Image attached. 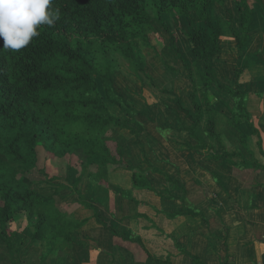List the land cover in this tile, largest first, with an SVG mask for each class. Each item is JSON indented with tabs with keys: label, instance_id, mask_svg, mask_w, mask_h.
Wrapping results in <instances>:
<instances>
[{
	"label": "trees",
	"instance_id": "obj_1",
	"mask_svg": "<svg viewBox=\"0 0 264 264\" xmlns=\"http://www.w3.org/2000/svg\"><path fill=\"white\" fill-rule=\"evenodd\" d=\"M258 1L253 0V3ZM215 2L230 10L226 0H53L51 7L59 8L60 19L51 27L40 26V35L33 38L27 47L12 51L4 48L0 40V122L7 131L2 135L0 130V151L7 158L0 160V181L6 177L5 185L0 184V239L5 243L12 262L16 259L11 241L19 234L13 226L24 217L30 222L34 217L32 227H25L26 231H30L32 240L40 242L51 227L64 225L68 232L63 235L58 248L75 242L76 237L72 232L80 231L79 228L88 219L72 220L62 209L58 195L67 190L77 195L75 200L92 214L97 225L122 241L137 243L154 264H173L170 260L173 250L177 251V255L187 257L190 264H205L178 246L163 229L168 220L178 215L202 214L190 205L181 180L159 169L148 157L141 137L145 125L136 117L151 120L148 104L141 110L135 109L116 86L113 76L117 68L116 59L103 55L96 58L93 52L112 46L131 70L145 71L146 62L135 43V35L128 31L125 24L131 19L147 22L155 18L168 33L171 49L186 69L185 79L190 84L189 105L171 88L161 89L171 95L173 105H165L175 114L178 127L167 123V120L164 123L155 121L157 131L165 138L171 131H184L188 139L181 143L186 149H205L211 152L212 158L232 166L238 164L233 160L238 157L239 164L245 167L264 169L258 161L247 160L240 152L229 151L215 132V118L209 102L213 88L233 100L231 105L226 99L231 105L230 124L239 127L248 122L252 134L257 137L259 148L262 146L259 131L247 110L250 90L242 88L240 81L243 72L251 68L252 54H247L245 44L255 9L249 0H234L237 16L234 26L231 27L229 22V27L239 56L233 80L225 85L215 77L212 65L214 57L220 52L222 29L219 20H213L211 10ZM169 7L176 9L177 15L187 21L189 30L183 34L189 41L194 58L191 64L177 47L174 31L164 21ZM151 13L154 17H151ZM166 68L169 71L177 70L168 64ZM198 95L206 101V108L202 107ZM108 103L117 105L124 115L115 113ZM204 110L208 119L201 133L209 141L198 133ZM32 126L35 129L31 138L27 139L25 132ZM110 127L129 131L139 147L141 164L133 165L125 160L119 141L113 138L116 146H109V139L98 136L100 132L110 130ZM42 134L51 143L65 141L68 145H75V150L81 152L82 159L85 158L81 163L86 161L90 168L87 172L90 181L94 185L115 186L117 192L114 193L135 204L136 211L131 217L136 220L139 231H151L152 235H148L147 239L137 231L127 235L105 221L99 209L79 189L82 170L77 171V186H74L70 175L65 179L51 177L40 168L36 145ZM63 135L67 136L63 138ZM213 143L220 151L215 149ZM13 162L22 169V176L30 178L29 181L17 179V173L9 176L10 170L13 171L10 165ZM148 171L161 175L166 184L161 187L160 183L153 182L147 175ZM112 173L125 179V183L110 182ZM167 201H178L176 210H165L163 206ZM163 239L171 244V249L163 245ZM154 247L161 250L155 253ZM46 257V254H41V261Z\"/></svg>",
	"mask_w": 264,
	"mask_h": 264
},
{
	"label": "crops",
	"instance_id": "obj_2",
	"mask_svg": "<svg viewBox=\"0 0 264 264\" xmlns=\"http://www.w3.org/2000/svg\"><path fill=\"white\" fill-rule=\"evenodd\" d=\"M226 5L230 8L227 2ZM231 35L234 38L233 34ZM248 36L245 46L247 54H252L250 56L251 68L246 69L243 74L246 71L251 72L254 69H259L260 64L264 63V44L262 43L264 42V19L256 10ZM256 36L257 46L254 47ZM181 42L184 47V52L180 48L183 57L189 61L194 60L187 42L183 39ZM222 48V44H220V50ZM219 59H221L220 52L214 57L212 63L217 79H219L216 74ZM224 59L229 60L226 55ZM226 64L224 61L223 68L221 67L220 70L224 69L225 76H228L230 66H225ZM159 81L153 80L151 85H154L155 88L160 86L162 89L167 82H164V78ZM240 81L241 87L248 88L251 93H262L259 94L261 98L259 101L261 103L263 101L262 105L264 106V73L261 76H255L251 83L243 81V79ZM116 86L123 91L117 83ZM189 90L190 84L187 94ZM211 90L209 102L215 118V132L219 134L224 147L232 148V150L240 152L247 160H256L258 164L264 166V161L261 160V158L264 160V118L259 119L260 121L257 120V126L254 124L262 139L260 147L262 152L257 140L254 143L257 150H250L247 146L254 145H250L248 139L252 134L248 122L242 123L239 127L232 126L229 122L230 105L222 98L224 96L219 91L214 89L217 95L213 96V89ZM185 91H181L182 94ZM174 92L180 94V92ZM123 93L126 95L124 91ZM213 97L214 99H212ZM126 98L130 102L127 95ZM183 101L189 105L187 97ZM151 105L148 103L151 120L144 117L140 119L145 125V138L149 142V146L153 147L151 152L147 153L160 159L161 166L158 164L155 166L167 172L171 177L181 180L190 205L193 209L200 211L203 216L178 215L167 221L163 226L164 231L173 238L178 246L197 256L205 264H264V169H254V172L251 173L252 168L239 164L240 160L235 161L238 164L232 166L212 158L211 152H207L205 149H186L181 143L184 139H188L184 131H171L168 138L163 137L157 131L155 121L164 123L167 120V123L178 127L176 116L164 107L159 110L160 116L155 117V106ZM146 106L147 104L138 108L134 105V108L141 110ZM158 107L160 108V105ZM249 111L254 123V114L251 110ZM205 123L206 121L202 122L201 120L198 133L205 137L206 141H209L201 133V128ZM110 128L113 130L116 127ZM172 133L176 136H172ZM183 133L185 136H177ZM114 137L116 136L114 135ZM235 139L243 150L239 149L240 146H237L238 148L228 146ZM115 140L118 141L116 138ZM120 142L122 141L120 140ZM120 144L125 160L133 165L141 164V153L140 158L139 154L134 157L129 146ZM214 147L219 150L218 146ZM152 149L156 155L153 154ZM148 177L151 178L149 175ZM88 183L89 186H92V192L90 191L92 195L89 201L99 209L101 217L119 232L125 231L127 235L135 232L136 229L131 223L132 215L128 210L130 201L121 197L120 194L114 192L110 194L104 186L94 185L88 178L87 172H83L79 183L80 191V184ZM157 183H160L161 187L166 184L163 177L159 178ZM82 193L85 196L84 192ZM174 205L175 207L171 209ZM163 207L167 211H174L178 207V201H167ZM24 230L17 235L18 243L16 242L17 236L11 241L12 252L16 259L14 262L11 260L5 243L0 239V264H154L137 243L122 241L101 225L91 227L85 232L87 234L83 232L75 238V242L69 246L58 248L55 255H47L45 260L41 261L40 242L32 240L30 231L28 230V233L26 229ZM137 232L146 239L148 235H152L151 231ZM187 259L185 256L181 257L178 264H190Z\"/></svg>",
	"mask_w": 264,
	"mask_h": 264
},
{
	"label": "rangeland",
	"instance_id": "obj_3",
	"mask_svg": "<svg viewBox=\"0 0 264 264\" xmlns=\"http://www.w3.org/2000/svg\"><path fill=\"white\" fill-rule=\"evenodd\" d=\"M227 4L230 5V10L226 9L224 6H221L218 2L214 3V6L211 10L213 20H219L222 29H221V39L220 44H222V50H220V56L221 59L218 60L217 63V71L216 74L219 77V81L222 82V84H229L231 80H233V70L234 66H237L238 62V56L239 53L237 52V46L235 43V39L232 38V30L229 27V22L231 23V27H233L234 21H236L237 16V10L234 3V0H226ZM249 3H253V0H249ZM253 8L258 12L262 19H264V0H259L257 3H253ZM151 17H154L153 13H151ZM164 21L165 23L171 28L172 31H174V34L176 36V42L177 47L182 49L184 52V47L181 42V39H183L185 42H187L189 48L190 44L189 41L184 36V31L189 30L186 19L182 18L181 16L177 15L176 9L173 7H169L166 10V13L164 14ZM216 22V21H214ZM126 27L129 32L135 35V43L137 44V47L140 49L143 59L146 62L145 71H133L129 66L127 65L125 59L120 56L119 53L115 52L114 47L112 46H106L105 48H98V51H94L93 55L96 56V58L103 56H107L112 59H116L117 62V68L113 72V76L116 80V83L123 89V91L126 93V95L129 97L130 102L132 103L133 107L134 105L138 108H142L145 104L150 103L154 104L151 106H155V117H159L160 113L159 110L164 107H166L165 103H168L170 105H173L172 102H170L171 95L167 92H164L160 89L159 84H157L159 87H154V85H151L153 80H162L164 78V82H167L163 88L169 89L171 88L173 91L180 92L183 99L189 100L187 91L189 89V82L187 79H185V74L187 73L186 69L182 65V62L178 60L175 56V53L173 49H171V40L168 36V33L158 25V23L155 21V18L147 21L142 22L138 19H131L130 21H126ZM131 38V37H130ZM132 39V38H131ZM264 44V42H262ZM98 45V44H96ZM254 47L257 46V36L255 37L254 41ZM97 50V48H96ZM181 51V50H180ZM222 51V55H221ZM228 57L229 60H225L224 56ZM188 60V59H187ZM226 62L227 65L230 66V72H228V76H225L224 69L221 71L220 68L223 66V62ZM188 64H191L193 60H188ZM173 66L176 68V71H169L166 68V65ZM236 64V65H235ZM259 69H254V71L251 72H245L242 74L241 80H246V82L251 83V80L255 78V76L263 75L264 73V63L260 64ZM223 68V67H222ZM168 75V77H167ZM152 79H150V78ZM167 77V78H166ZM99 81V78H97ZM159 81V82H160ZM101 86V85H100ZM173 86V88H172ZM187 89V90H186ZM100 87V91H101ZM165 90V89H163ZM186 90V91H185ZM181 91H185L183 94ZM214 92V88H213ZM186 93V96H185ZM224 97H222L225 101L226 99L233 105V100L231 98H227L226 95L221 93ZM262 94V93H261ZM217 95L215 92L213 94ZM260 95L257 93H251L249 95V98L247 99V110H251L254 114L253 121L256 125L257 120L260 121L264 118V106L259 101L261 98ZM199 101L201 102V105L203 108H206V101L203 99L201 95H198ZM79 98H77L78 100ZM214 99V97L212 98ZM215 101V100H214ZM130 103V104H131ZM109 107L115 112L120 114L121 116L124 115L123 111H120L117 105L108 103ZM160 105V108L158 107ZM230 105V106H231ZM167 110V109H166ZM168 111V110H167ZM250 112V111H249ZM251 113V112H250ZM252 114V115H253ZM206 115L207 117L203 116ZM183 116V115H182ZM139 119H143L142 116H137ZM203 119L202 122L207 121L208 114L206 110L202 113ZM185 122H188L186 118H182ZM260 119V120H259ZM252 120V116H251ZM0 130L2 135H5L7 131L5 130L4 125L2 124V121L0 122ZM257 126V125H256ZM35 129L34 126H32L30 129H28L25 134L27 136V139H30L32 136V132ZM146 131V130H145ZM145 131L142 133L141 137L143 142L145 143L146 152H151L152 146H149V142L145 138ZM183 134L177 135V136H185ZM114 135L116 137H114ZM172 136L174 133L171 134ZM64 136V135H63ZM67 136V135H66ZM64 136L63 138H65ZM99 137L103 139H109L108 144L109 146H116L114 139H118V141H122L123 146H129L131 148V154L135 157H137V154H139L140 158V152L138 150V145L134 141V137H131V134L126 129H119V128H113L110 130H104L98 134ZM47 136L45 134H42L40 136V140L38 142L37 146V153H38V166L45 170V172L51 176V177H58L60 179H65L69 175L72 179V184L74 186H77V171L82 170L83 172H89L90 168L88 164L81 163L84 162L85 158H83L81 152L79 150H75V145L72 144H66L65 141L62 142H55L51 143V140H47ZM250 141V145H254L255 141L257 140L256 135L250 134L248 137ZM235 142V143H234ZM234 142L228 146H236L238 148V141L235 139ZM262 142V139H261ZM214 146L216 143H213ZM246 147V146H245ZM250 148V150H257L255 145L254 146H247ZM115 147H113V150ZM240 150H243L240 146ZM123 150V149H122ZM153 150V149H152ZM229 151H234L232 148L228 149ZM1 152V151H0ZM124 153V151H123ZM153 154L156 155V152L153 150ZM249 154V153H248ZM150 157V161L152 164L156 165L158 164L161 166L160 159L157 158L151 154H148ZM259 156V155H258ZM125 157V155H124ZM7 158L5 154L2 152L0 153V160L5 161ZM127 159V158H126ZM159 159V160H158ZM83 160V161H82ZM134 160V158H133ZM234 161H239L240 158L234 157ZM262 161L263 158H261ZM127 161V160H126ZM88 162V161H87ZM128 162V161H127ZM129 163V162H128ZM13 167V171L10 170L9 176H11L13 173H17V179L22 180L24 182H27L30 180V178L24 177L20 174L21 168L18 167L17 163L13 162L10 164ZM8 170L10 169L9 166L6 167ZM252 170V171H251ZM250 171L253 173L254 169L252 168ZM12 171V173H11ZM149 176H151V179L153 182H157V180L162 178L161 175H155L152 174L150 171L147 172ZM238 173V171H237ZM152 174V175H151ZM110 182L113 183L115 181L117 184L125 183V179L121 178L118 175H115L112 173V175L109 177ZM6 183V177L0 181V184ZM5 185V184H4ZM109 186V185H108ZM81 191L84 192L85 198L87 200H90V196L92 195L90 191L92 192V186H89L88 184H80ZM110 194L112 192H117V189L115 186L111 185L109 187H105ZM60 201H61V207L66 212L68 216L71 217L72 220H82L83 218L88 219L87 223L82 226L80 231H73L72 235L75 237L80 236L83 232L84 234L86 231H88L91 227L96 226V222L92 216V214L86 210L83 206L79 205V201H76V194L73 192L63 191L60 192ZM177 204V203H176ZM174 206L171 207L173 209ZM130 214H134L136 211V206L133 203H129L128 206ZM147 210V209H146ZM34 217L32 218L31 222L27 217H24L18 221H16L15 225L13 226L14 230L20 234L21 231L25 229L27 226H31L34 221ZM131 223L133 227L136 229V231H139L138 225L136 224V220L131 217ZM130 223V224H131ZM32 227V226H31ZM61 231V232H59ZM28 232V231H26ZM68 230L64 227V225L60 227H51L50 231L46 233L45 237L42 241H40V252L42 254H46L48 256L55 255L58 251V245L63 240L62 237L64 234H66ZM29 233V232H28ZM18 234V235H19ZM91 234V233H90ZM29 236V235H28ZM86 239L87 236H85ZM18 240L16 241L18 243L19 237H16ZM81 239V237H80ZM163 245L169 246L171 249V244L169 245L167 242L165 243V239H163ZM161 243V240L160 242ZM163 249V247H162ZM161 249L158 247H154V252L157 253ZM172 252V251H171ZM177 251L173 250V256L170 257V260L173 264H178L181 257H184V255H177ZM189 261V259H187ZM178 261V262H177Z\"/></svg>",
	"mask_w": 264,
	"mask_h": 264
},
{
	"label": "clouds",
	"instance_id": "obj_4",
	"mask_svg": "<svg viewBox=\"0 0 264 264\" xmlns=\"http://www.w3.org/2000/svg\"><path fill=\"white\" fill-rule=\"evenodd\" d=\"M53 0H0V40L3 47L19 51L40 35L42 25L53 26L60 19Z\"/></svg>",
	"mask_w": 264,
	"mask_h": 264
}]
</instances>
